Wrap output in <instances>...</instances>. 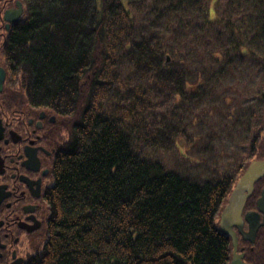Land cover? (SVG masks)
<instances>
[{
    "label": "trees",
    "instance_id": "obj_1",
    "mask_svg": "<svg viewBox=\"0 0 264 264\" xmlns=\"http://www.w3.org/2000/svg\"><path fill=\"white\" fill-rule=\"evenodd\" d=\"M19 2L2 95L52 112L64 133L29 264H228L216 221L231 165L197 179L160 156L187 160L194 128L230 104L223 93L264 92V0Z\"/></svg>",
    "mask_w": 264,
    "mask_h": 264
},
{
    "label": "flooded vegetation",
    "instance_id": "obj_2",
    "mask_svg": "<svg viewBox=\"0 0 264 264\" xmlns=\"http://www.w3.org/2000/svg\"><path fill=\"white\" fill-rule=\"evenodd\" d=\"M20 5L19 0H0V57L13 25L22 17ZM0 70L5 71L1 60ZM3 90L4 85L0 92V264H29L45 245L52 213L49 194L55 186V163L64 133L55 114L26 103L16 108ZM260 91L238 86L232 99L233 186L217 219L231 244L228 264H264V92Z\"/></svg>",
    "mask_w": 264,
    "mask_h": 264
},
{
    "label": "rangeland",
    "instance_id": "obj_3",
    "mask_svg": "<svg viewBox=\"0 0 264 264\" xmlns=\"http://www.w3.org/2000/svg\"><path fill=\"white\" fill-rule=\"evenodd\" d=\"M139 1L142 0H121L126 8H131V3ZM102 2L103 0H97L98 6H101ZM223 94V98L226 96L232 101L234 95L233 91ZM221 107V109L215 112L210 111V115L208 116L204 115L200 125L194 128L193 135L197 136L198 141L196 143L192 142L187 144L185 149H182L184 156L188 158L187 160L182 161L175 152L160 156L161 161L167 168L180 171L189 177L198 179L202 178L200 175L203 173V170L199 167L203 165V160L206 161L205 167H218L219 169L230 167L232 152L234 151V139L232 134L230 137L228 136L231 130L229 127L231 122L229 120H224V117L229 112H233L235 104L232 101L230 104L226 103ZM222 150L225 151L226 154L221 155L220 153ZM209 170H212V168ZM216 223H218V220Z\"/></svg>",
    "mask_w": 264,
    "mask_h": 264
},
{
    "label": "water",
    "instance_id": "obj_4",
    "mask_svg": "<svg viewBox=\"0 0 264 264\" xmlns=\"http://www.w3.org/2000/svg\"><path fill=\"white\" fill-rule=\"evenodd\" d=\"M21 6V5H20ZM21 8H22V6H21ZM19 14H21V13H23V10L22 9H20V11L18 12ZM6 21L8 20L9 21V18L6 16ZM1 72H0V92H1V90H2V88H3V83H4V81H5V76H6V74H5V71H3V70H0ZM223 232H224V230L223 229H221ZM225 233V232H224Z\"/></svg>",
    "mask_w": 264,
    "mask_h": 264
}]
</instances>
